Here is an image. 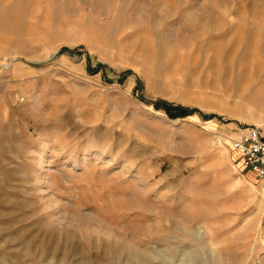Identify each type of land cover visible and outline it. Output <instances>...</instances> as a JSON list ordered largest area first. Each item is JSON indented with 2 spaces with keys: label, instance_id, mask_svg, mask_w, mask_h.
Listing matches in <instances>:
<instances>
[{
  "label": "rangeland",
  "instance_id": "374dc122",
  "mask_svg": "<svg viewBox=\"0 0 264 264\" xmlns=\"http://www.w3.org/2000/svg\"><path fill=\"white\" fill-rule=\"evenodd\" d=\"M246 128L264 0H0V264H264Z\"/></svg>",
  "mask_w": 264,
  "mask_h": 264
},
{
  "label": "built area",
  "instance_id": "2783aa9c",
  "mask_svg": "<svg viewBox=\"0 0 264 264\" xmlns=\"http://www.w3.org/2000/svg\"><path fill=\"white\" fill-rule=\"evenodd\" d=\"M232 149L238 154L242 169L264 184V137L259 130L246 128L232 141Z\"/></svg>",
  "mask_w": 264,
  "mask_h": 264
},
{
  "label": "trees",
  "instance_id": "16d2710c",
  "mask_svg": "<svg viewBox=\"0 0 264 264\" xmlns=\"http://www.w3.org/2000/svg\"><path fill=\"white\" fill-rule=\"evenodd\" d=\"M175 109H176V111H179V112H177V115H181L180 112H182L183 109H181V108H175ZM177 115H175V116H177ZM172 117H173V116H172Z\"/></svg>",
  "mask_w": 264,
  "mask_h": 264
}]
</instances>
